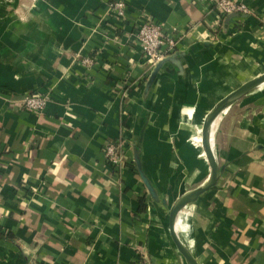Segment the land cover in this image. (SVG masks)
I'll return each instance as SVG.
<instances>
[{
	"label": "crops",
	"instance_id": "1",
	"mask_svg": "<svg viewBox=\"0 0 264 264\" xmlns=\"http://www.w3.org/2000/svg\"><path fill=\"white\" fill-rule=\"evenodd\" d=\"M116 1L0 0V264H185L135 153L170 206L208 182L204 118L264 73V0L230 21L212 0H122L118 20ZM146 18L179 30L150 88L156 64L127 39ZM211 137L222 173L178 236L199 264H264V86Z\"/></svg>",
	"mask_w": 264,
	"mask_h": 264
},
{
	"label": "water",
	"instance_id": "2",
	"mask_svg": "<svg viewBox=\"0 0 264 264\" xmlns=\"http://www.w3.org/2000/svg\"><path fill=\"white\" fill-rule=\"evenodd\" d=\"M239 16V14H232L228 17V21H230L232 18ZM180 56H170L167 58H164L160 62L156 64V67L150 77L148 88H150L157 76L160 70L162 69V66L167 62L177 63ZM264 83V73L257 76L256 78L246 82L243 84L240 88L237 90L231 92L228 96L220 100L206 115L203 122V127L201 131V150L204 154V158L210 168V178L208 182L185 194L183 197L178 199L173 205H169L166 201V199L162 198L160 194L158 193L157 189L154 187L152 182L149 180V178L145 175L143 168H142V162L140 158V151L137 150L135 153V159L137 162L138 171L140 173V176L149 192V195L154 203L162 207L168 217V225H169V233L172 239V242L176 248L177 253L180 255V257L183 259L185 264H199L197 259L194 257L192 252L187 248V246L182 242L180 237L178 236L176 225L178 217L180 216L181 212L185 210L188 206L195 204L200 196H202L204 193L208 192L212 188H214L220 178V175L222 173V168H220L215 155L212 152V149L210 147V135L212 126L217 120V118L225 112L228 108H230L233 104L238 102L241 98L246 96L247 94L253 92L257 88H259Z\"/></svg>",
	"mask_w": 264,
	"mask_h": 264
},
{
	"label": "built area",
	"instance_id": "3",
	"mask_svg": "<svg viewBox=\"0 0 264 264\" xmlns=\"http://www.w3.org/2000/svg\"><path fill=\"white\" fill-rule=\"evenodd\" d=\"M212 8H214L221 17L232 14H246L248 8L244 0H212ZM114 15L118 20H124L126 14V4L122 0L116 1L111 5ZM179 30L177 28L168 29L160 23L145 19L136 31L129 32L127 39L130 43L137 46L143 56L157 64L168 55L173 54L178 43ZM50 101L48 94L33 93L27 96L23 103L25 107L34 112H43L47 103ZM106 157L110 164L118 167L122 162V147L111 144L105 149ZM136 264H146L138 261Z\"/></svg>",
	"mask_w": 264,
	"mask_h": 264
},
{
	"label": "bare ground",
	"instance_id": "4",
	"mask_svg": "<svg viewBox=\"0 0 264 264\" xmlns=\"http://www.w3.org/2000/svg\"><path fill=\"white\" fill-rule=\"evenodd\" d=\"M264 86V83L259 87V88H261V87H263ZM258 88V89H259ZM210 147H211V149H212V152H213V154H214V151H213V145H212V137H211V135H210ZM215 155V154H214ZM205 185V184H204ZM176 228H177V226H176ZM177 232H178V234H179V231H178V229H177ZM180 235V234H179ZM182 242H183V240H182ZM184 243V242H183ZM185 244V243H184Z\"/></svg>",
	"mask_w": 264,
	"mask_h": 264
},
{
	"label": "trees",
	"instance_id": "5",
	"mask_svg": "<svg viewBox=\"0 0 264 264\" xmlns=\"http://www.w3.org/2000/svg\"><path fill=\"white\" fill-rule=\"evenodd\" d=\"M0 239H7L4 235L0 234Z\"/></svg>",
	"mask_w": 264,
	"mask_h": 264
},
{
	"label": "rangeland",
	"instance_id": "6",
	"mask_svg": "<svg viewBox=\"0 0 264 264\" xmlns=\"http://www.w3.org/2000/svg\"><path fill=\"white\" fill-rule=\"evenodd\" d=\"M209 102H210V101H209ZM187 169H188V168H187ZM187 169L183 168L184 172H186V171L188 172V170H187ZM148 193H149V192H148Z\"/></svg>",
	"mask_w": 264,
	"mask_h": 264
}]
</instances>
